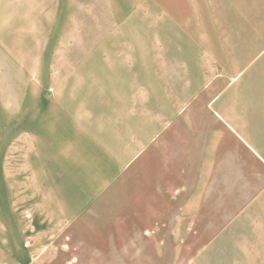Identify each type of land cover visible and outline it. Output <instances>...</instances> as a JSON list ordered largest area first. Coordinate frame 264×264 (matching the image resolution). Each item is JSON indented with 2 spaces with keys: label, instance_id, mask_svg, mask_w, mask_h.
<instances>
[{
  "label": "rangeland",
  "instance_id": "1",
  "mask_svg": "<svg viewBox=\"0 0 264 264\" xmlns=\"http://www.w3.org/2000/svg\"><path fill=\"white\" fill-rule=\"evenodd\" d=\"M128 1L108 5V14L101 5L46 4L48 19L42 32L37 21L42 6L32 4L26 15L32 20H18L17 28L1 42V88L11 114L0 122V252L10 247L17 264H138V251L146 258L158 252V246L137 244L153 219L168 215L153 210H163L176 198V204L190 202L193 177L201 172L209 203H216L217 194L223 193L226 206L264 210V172L259 164L252 180L226 164L223 191L215 184L218 141L225 149L234 148V153L228 152L232 155L264 159V0H206L208 22L200 10V22H194L193 29L201 28L202 36L194 40L210 48L206 65L214 79L206 87L207 98L188 110L196 111L195 125L209 127L193 128L181 156L156 151L141 162L121 166L120 146H127L130 155L137 128L116 127L136 125L137 109L144 105L147 114L152 103L129 101L122 116L108 109L107 122L97 117L104 106L108 28H129V15L138 6ZM236 7L240 31L247 29L249 37L242 32L237 37ZM253 28L263 32L257 35ZM217 43L225 50L218 65ZM236 45L240 65L234 71ZM145 119L147 124L151 118ZM74 122L101 123L108 131L63 132L62 127ZM142 129L151 134L149 128ZM73 135L78 140L74 144ZM121 135L126 136L124 144L119 143ZM125 256L128 261L122 260Z\"/></svg>",
  "mask_w": 264,
  "mask_h": 264
},
{
  "label": "crops",
  "instance_id": "2",
  "mask_svg": "<svg viewBox=\"0 0 264 264\" xmlns=\"http://www.w3.org/2000/svg\"><path fill=\"white\" fill-rule=\"evenodd\" d=\"M124 1L126 0H0V122L3 115L11 114L4 103L1 88V42L9 35V31L17 28L18 20H32V17L29 19L26 16L27 13L30 14L32 4L42 6V12L37 13L42 32L48 19L44 13L46 4L101 5L108 14V5L121 4ZM127 3L138 6L136 13L129 15L128 22H132L129 23V28L120 32L108 28V62L104 67L108 72L105 78L104 106L103 113L97 112V117L107 122L108 109H116L115 111L120 112L115 114L122 116L124 108L129 107V101L147 100L152 103L146 108L147 114L144 105L137 109L135 115L139 119L136 125L129 127L120 124L116 127L137 128L130 145V155L127 146H120L123 148L120 152L121 166L130 165L135 161L141 162L150 152L154 155L156 151L162 153L171 150L181 156V153L187 151L185 139L192 137L193 128L209 127L208 124L195 125L193 116L197 117L196 111L188 109L194 102L207 98L206 87L214 79L209 66L206 65L211 59L207 55L210 48L194 40V37L202 36L201 28L199 31L193 29L194 22L197 25L200 22V10L206 12L205 21L208 22L206 0H130ZM237 14L238 37L242 30L240 31L241 17L238 11ZM252 14L248 13L249 22ZM24 28H28L26 22ZM253 32L260 35L263 31L254 29ZM242 33L246 38L249 37L250 31L246 29ZM204 36H208L206 32ZM42 42L41 38V44ZM236 49L237 45L233 51L234 71L240 65V55ZM214 51L217 55L213 58L218 65L223 62L225 50L217 43ZM219 79L220 77H217L216 82ZM217 84L219 85V82ZM262 98L264 99V95ZM157 101L166 103L160 106ZM174 101L180 102V105L174 106ZM96 109L99 107L96 106ZM100 114H104V117ZM26 116H29V112ZM146 117L151 118L147 124ZM238 120L239 117L233 119L235 125ZM244 122L246 121L243 120ZM93 128H104L108 131V126L101 123L82 126L77 122L62 127V130H72L75 134L77 131H92ZM139 128H149L151 134H145V130ZM119 132L123 133L122 130ZM173 134H177L176 137ZM120 138L119 143L124 144L126 136L121 135ZM72 139L73 144L78 141L75 135ZM106 147L108 148V144ZM230 151L234 153L236 150L231 147L225 149L223 141L217 142L215 184L217 188L220 187L221 192L226 178L223 173L226 164H231L234 169L237 167L247 174V179L250 180L257 178L253 169L255 165L259 164V169L264 172L263 158L241 154L236 156L228 153ZM193 163L199 165L202 162ZM205 180L202 172L193 177L189 190L190 202L176 204L177 198L172 199L163 210H153L167 213V216L163 219H153L148 228L139 226L140 229H148V232L142 235L140 233L137 244L147 242L154 247L158 246V252L154 250L153 253H148L146 258L138 251V264H162V260L169 261L168 264H264V210L251 205L226 206L223 203V193L217 194L216 203H209L206 188H203ZM185 190L188 191L187 188ZM167 254L168 259H162L163 255L167 258ZM17 259V254L11 252L10 247H5V252H0V264H17ZM122 260L128 261L129 258L125 256Z\"/></svg>",
  "mask_w": 264,
  "mask_h": 264
}]
</instances>
